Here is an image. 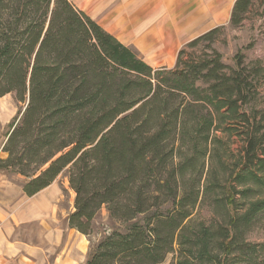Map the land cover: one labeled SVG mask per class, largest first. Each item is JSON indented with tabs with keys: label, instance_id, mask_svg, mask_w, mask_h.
<instances>
[{
	"label": "trees",
	"instance_id": "16d2710c",
	"mask_svg": "<svg viewBox=\"0 0 264 264\" xmlns=\"http://www.w3.org/2000/svg\"><path fill=\"white\" fill-rule=\"evenodd\" d=\"M264 0H235L238 27ZM222 26L153 67L70 0H0V96L20 104L0 171L31 196L64 174L68 224L112 230L84 264H264V113L254 73L213 46Z\"/></svg>",
	"mask_w": 264,
	"mask_h": 264
},
{
	"label": "crops",
	"instance_id": "0c3cea01",
	"mask_svg": "<svg viewBox=\"0 0 264 264\" xmlns=\"http://www.w3.org/2000/svg\"><path fill=\"white\" fill-rule=\"evenodd\" d=\"M94 1L97 6L95 11L109 9L112 27L127 32L140 47L153 53L162 51L181 32H187L191 28L194 13L188 18L185 8L175 10V7L186 6L188 1L189 6L195 5L200 13L205 14L207 6L217 7L223 0ZM228 1L232 10L235 0ZM218 26L222 25L210 27L191 39ZM12 96H0L2 125L11 118L7 111ZM10 124L4 135L0 132V157L4 156L1 149ZM24 181L21 175L11 176L6 171H0V264H84L89 255L88 246L82 239L86 235L68 224L73 200L71 197L69 209L64 210L63 194L57 184L58 177L31 196L23 191Z\"/></svg>",
	"mask_w": 264,
	"mask_h": 264
},
{
	"label": "rangeland",
	"instance_id": "374dc122",
	"mask_svg": "<svg viewBox=\"0 0 264 264\" xmlns=\"http://www.w3.org/2000/svg\"><path fill=\"white\" fill-rule=\"evenodd\" d=\"M70 1L75 7L84 11L92 19L97 21L105 30L115 35V37L121 40L125 45L133 48L141 58H143L153 67H172L175 62L177 51L185 43L190 41L192 37L207 30L210 27L222 25V28L216 34V40L213 46L222 54L223 61L228 64L233 63V56H235V54L238 53L244 56L245 64H248L254 73L256 86L250 103H248L244 108L247 111L257 110L264 113V16H261L262 8L258 7L257 5L253 8L251 13L248 14L247 18L243 20L240 26L231 27L229 24L231 11L229 4L230 1L223 0L217 7L207 6V8H205V14L200 13L199 8L195 7V5L189 6V2L187 1L186 6H177L175 7V10L185 8L188 18L190 14L194 13V20H191L192 24H190L191 28L187 30V32H181L180 35L175 38V40L167 47H164L162 51L149 53L147 50L140 47V44L137 43L132 37L128 36L127 32L123 30L121 31L119 28L112 27L109 9L102 8L98 11H95L97 6L94 0ZM216 11L218 12L217 15ZM148 46L149 48H152L151 45ZM10 102V108L7 112L10 114L11 118L4 125H2L0 121V132L3 135L7 131L12 117L16 115L18 109L21 106L15 101L13 96ZM6 173L11 176L18 175L7 171ZM57 184L59 185L63 194V209L68 210L69 201L71 197L73 200L74 195L67 183V178L64 176V174H60L58 176ZM63 220L64 218H62V221ZM114 229L124 231L125 225L113 223L110 220L105 207H102L92 222L91 233L82 237L88 246V252H90L94 245L103 236L109 234ZM248 239L256 243H264V218L262 219L260 226L248 234ZM170 260L171 255H168L166 260L161 264H169Z\"/></svg>",
	"mask_w": 264,
	"mask_h": 264
},
{
	"label": "bare ground",
	"instance_id": "6f19581e",
	"mask_svg": "<svg viewBox=\"0 0 264 264\" xmlns=\"http://www.w3.org/2000/svg\"><path fill=\"white\" fill-rule=\"evenodd\" d=\"M121 25V24H120ZM171 25V24H170Z\"/></svg>",
	"mask_w": 264,
	"mask_h": 264
}]
</instances>
